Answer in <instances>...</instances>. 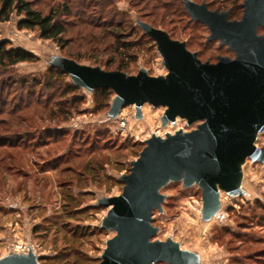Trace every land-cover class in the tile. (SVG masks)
Here are the masks:
<instances>
[{"label": "rangeland", "instance_id": "obj_1", "mask_svg": "<svg viewBox=\"0 0 264 264\" xmlns=\"http://www.w3.org/2000/svg\"><path fill=\"white\" fill-rule=\"evenodd\" d=\"M228 1L218 0L213 8L230 6ZM118 7L137 17L128 2L121 1ZM18 21L14 16L1 24V39L9 41L13 48L33 53L39 61L19 64L5 78L30 81L35 78L43 82L49 65L62 60L65 65H61L67 69L80 66L116 71L121 64L117 60L109 65L115 55L106 46L94 53H87L76 44L61 51L52 41L40 39L37 31L18 30ZM167 30L174 39L189 44L192 52H201L202 62L234 58L227 47L217 42L209 44L210 34L200 25L179 21L167 26ZM142 42L144 48L129 63L126 73L135 76L143 71L152 77L166 76L168 72L156 45L147 40ZM74 81L70 74L58 81L57 86L63 92L66 84ZM80 88L76 94L83 102L71 108V95L61 97L60 93L49 105H33L25 114L29 118L27 125L7 119L9 128L0 126L7 136L13 137L11 132L15 131L17 137H28L25 145H33L28 150L0 148V156L11 154L8 155L11 161L0 159V259L28 254L31 249L39 264H74L80 257L88 260L83 264L99 263L108 240L115 235L101 230L109 208L99 207L100 204L122 193L121 178L130 173L148 139L165 138L179 131L188 133L198 126L182 119L163 125L166 109L149 104L143 106L141 115L134 106H127L115 116L112 107L115 96L107 107L99 110L91 89ZM40 89L42 86L37 91ZM56 103L59 105L55 106ZM59 108L65 114H60ZM256 145L264 146V132L258 135ZM61 156L70 161L60 163L54 170L52 162ZM70 165L82 176L67 172ZM69 180L74 182L72 191L79 203L75 210L69 206L79 213L73 217L63 210ZM161 194L164 202L152 216V224L157 228L153 241H172L198 256L201 264H264V161L246 160L240 167L236 195L221 192L210 215L205 213L197 184L185 187L183 182H170Z\"/></svg>", "mask_w": 264, "mask_h": 264}, {"label": "water", "instance_id": "obj_2", "mask_svg": "<svg viewBox=\"0 0 264 264\" xmlns=\"http://www.w3.org/2000/svg\"><path fill=\"white\" fill-rule=\"evenodd\" d=\"M186 7L191 18L209 30L208 41L227 47L233 59L202 62L184 43L138 22L157 45L168 72L164 77L143 71L129 76L93 67L67 69L63 60L49 65L71 74L75 85L92 93L113 91L115 116L127 106L141 115L149 104L166 109L163 125L177 119L198 123L188 133L148 139L130 173L121 178L122 193L100 204L109 208L100 227L115 235L96 264H201L198 256L172 241H153L157 228L152 216L164 202L162 189L170 182H183L185 187L197 184L209 214L221 192L236 195L240 167L246 160L264 161V146L256 145L264 132V34H259L264 28V0H244L240 20H230L228 11H212L206 4L188 1ZM0 264L39 262L30 249L28 254L8 255Z\"/></svg>", "mask_w": 264, "mask_h": 264}, {"label": "trees", "instance_id": "obj_3", "mask_svg": "<svg viewBox=\"0 0 264 264\" xmlns=\"http://www.w3.org/2000/svg\"><path fill=\"white\" fill-rule=\"evenodd\" d=\"M121 1L128 2L130 8L135 10L137 17L127 10L119 9L118 4ZM188 1L198 5L206 4L212 11H228L230 20H240L243 15L244 0L242 3H240L241 0H229L226 3L230 2L231 5L225 8L221 6L213 8L218 0H200L199 2L197 0H0V26L16 16L19 19L18 30L37 31L40 39L52 41L61 51L71 49L73 44L85 48L87 53L98 52L99 47L106 46L115 55V59L109 65L119 60L121 64L116 71L128 75L126 70L129 63L144 48L142 41L147 40L156 45L138 22L164 31L174 41L178 40L174 39L173 34H170L167 26L179 21H188L208 30L205 25L191 18L186 7ZM260 31L264 34V28ZM179 42L184 43L187 50L192 52L189 44L184 41ZM207 42L209 44L219 43L218 41H208V39ZM192 53H196L200 59L201 52L193 51ZM38 61L39 58L33 53L23 48H13L9 41L1 39L0 27V126L8 127L7 119L16 124L19 123V125H27L29 118L25 114L33 105L41 106L44 103V106L49 105V102L60 93L61 97L64 94L71 95L70 108L83 102V98L76 94L77 90L81 88L74 83L66 84L65 90L60 91L61 88L57 86V82L69 75L56 66L48 67L43 82L37 81L35 78L31 81L28 78L14 80L11 76L5 78L7 73L17 65L37 63ZM39 86H42V89L37 91ZM93 95L94 100L98 103L97 109L102 110L109 105L115 94L109 89H96ZM58 105L56 103L55 106ZM57 111L60 114H65V111L60 108ZM10 128L12 130L13 126L10 125ZM11 133H13V137L7 136L6 131L4 133L0 131V148L11 150H22L23 147L24 150L32 148L31 144L25 145V138L28 137H17L15 131ZM8 155H1L0 159L11 161V156ZM64 161L69 162L70 160L62 156L54 159L52 162L54 170L58 169L57 166ZM87 165L84 166L87 167ZM66 169L67 172L78 174V177L82 176L74 165H70ZM73 183L72 180L66 182V204L63 209L65 214L67 212L70 217L79 214L69 208L72 206L75 210L79 207V203L76 201L78 196L74 195L72 191ZM64 226L66 225L64 224ZM101 230L108 231L102 227ZM84 262H88V260L80 257L79 260H75L74 264H83ZM89 264L93 263L89 261Z\"/></svg>", "mask_w": 264, "mask_h": 264}, {"label": "built area", "instance_id": "obj_4", "mask_svg": "<svg viewBox=\"0 0 264 264\" xmlns=\"http://www.w3.org/2000/svg\"><path fill=\"white\" fill-rule=\"evenodd\" d=\"M122 125L125 126V122H123Z\"/></svg>", "mask_w": 264, "mask_h": 264}]
</instances>
